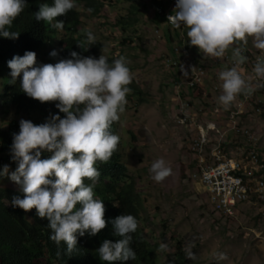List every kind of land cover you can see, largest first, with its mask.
<instances>
[{
    "label": "clouds",
    "instance_id": "obj_1",
    "mask_svg": "<svg viewBox=\"0 0 264 264\" xmlns=\"http://www.w3.org/2000/svg\"><path fill=\"white\" fill-rule=\"evenodd\" d=\"M156 1L154 18L162 13L168 26H183L187 44L196 46L204 54L221 57L234 42L246 43V38L252 37V46L261 50L252 71L256 77L264 78V0H167L165 4ZM26 3L27 0H0V37L19 36L20 32L11 30L12 23ZM50 3H39L34 18L60 29L63 21L54 18L72 9L76 0H51ZM87 11L90 15L91 9ZM80 23L76 36L73 35L76 38L84 35L83 49L86 50L95 37L83 26L78 27ZM55 36L59 34L56 32ZM244 43L232 47V66L217 73L222 89L217 100L225 109L237 94H251L254 90L238 70L247 60ZM77 45L82 48L80 43ZM49 55L56 56V50H51ZM7 66L9 84L15 83L19 75L24 94L40 102L55 101V108L64 113L63 117L50 114L41 123L23 118L18 121V131L11 134L10 145V158L16 166L11 171L7 164L0 167V177L7 175L23 193L22 197L13 196L10 203L25 211L34 207L37 216L47 219L49 239L57 246L63 242L66 254L74 251L81 255L84 250L77 237L85 232L95 235L106 225L103 200L93 191L100 176L96 165L110 159L120 139L110 128L124 111L126 94L131 91L128 85L132 76L127 59L121 55L109 61L102 54L85 56L73 50L68 57L54 63L38 64L35 52L25 50L23 55H13ZM42 151L50 155L42 158ZM149 173L159 182L170 173V168L162 158H157L151 162ZM110 223L113 235L118 238L104 239L96 247L98 259L108 264H143L135 260L136 254L130 247L131 233L137 227L135 217L120 213ZM141 235L149 243H155L151 235L143 231ZM155 244L162 260L173 255L177 245L172 254L166 253L163 258L161 249L166 250V246L161 244L159 251ZM57 261L56 264L62 263Z\"/></svg>",
    "mask_w": 264,
    "mask_h": 264
},
{
    "label": "rangeland",
    "instance_id": "obj_2",
    "mask_svg": "<svg viewBox=\"0 0 264 264\" xmlns=\"http://www.w3.org/2000/svg\"><path fill=\"white\" fill-rule=\"evenodd\" d=\"M99 1L104 7L94 17L80 3L82 21L78 27L94 34L95 41L102 45L100 54L126 57L132 76L128 87L133 84L141 89L140 94H132L129 87L131 91L126 94L127 103L116 126L121 140L120 160L127 174L136 178L142 196L143 233L151 235L159 251L161 244L166 246V250L161 249L163 258L166 253L172 254L175 243L180 241L191 264H264V202L252 197L234 216L220 214L213 210L202 184L193 177L200 156L191 147L199 127H206L207 121L216 122L224 133V155L240 157L248 145L245 135L229 129L228 115L239 104L237 97L227 109L217 100L222 91L217 73L228 65L217 62V57L188 49L183 26L172 27V41H168L154 22L156 0H136L139 21L125 31L115 20L130 14V1ZM82 35L78 37L83 41ZM57 42L58 36H54L48 45L55 47ZM244 45L259 50L252 46V37H247ZM233 46L226 50L231 52ZM176 49L187 52L182 55L186 62L197 60L204 64L206 88L191 89L180 82V70L166 61L173 57L169 52L174 54ZM258 95L264 102V91ZM250 110L239 115L237 123L259 137L260 159L264 161V111L256 114ZM2 112L0 105V115ZM210 137L203 157L211 163L217 135L210 131ZM157 158L170 168L159 182L149 173L151 162Z\"/></svg>",
    "mask_w": 264,
    "mask_h": 264
},
{
    "label": "trees",
    "instance_id": "obj_3",
    "mask_svg": "<svg viewBox=\"0 0 264 264\" xmlns=\"http://www.w3.org/2000/svg\"><path fill=\"white\" fill-rule=\"evenodd\" d=\"M50 1L27 0L25 7L12 23L11 30L20 32L19 36L15 39L0 37V105L3 111L0 115V167L7 164L9 171L14 170L16 166L10 158V145L11 134L18 131V121L23 118L31 120L33 123H41L50 114L58 113L63 117L64 113L55 108V101L40 102L24 94L19 86V75L15 83L9 84L10 69L7 66V61L13 55H23L25 50L34 51L35 61L39 64L54 63L58 59L68 57L69 52L73 50L78 53L84 50L83 55L96 57L100 55L99 50L102 48L100 43L94 41L92 45L88 46L89 49L85 50L83 47L86 41L73 35L77 25L81 22V11L77 4L83 3L87 10L91 9L90 15L95 16L102 11L103 5L99 0H76V5L72 9L54 18L63 21V27L60 29L51 27L49 22L37 21L34 18L33 13L37 10L38 4L44 2L51 4ZM125 1H130V14L121 15L115 20V24L121 25L124 31V28L133 26L139 21L136 15L138 7L136 0ZM166 2L167 0H161L162 4ZM156 18L154 22L171 42L170 29L172 27L165 23L162 13L157 14ZM56 32L59 34L58 42L55 47H51L48 43L52 42ZM77 43H80L82 48ZM240 43L243 42L236 41L233 45L236 46ZM188 48L197 49L196 46ZM53 49L57 52L56 56L49 55ZM245 50L247 57L250 58V50L247 47ZM169 53L174 58L176 57L172 51ZM107 58L109 61L114 59L110 56ZM179 78H181L180 72ZM129 87L133 89L132 94L141 93V89L137 86L131 84ZM116 124L114 121L110 130L117 134ZM120 143L119 139L116 150L107 162H97L96 166L100 176L96 180L93 191L96 197L103 200L105 209L103 215L106 225L95 235H88L85 232V235L77 237V242L84 250L81 255L74 251L71 254H66L63 242L57 246L49 239L50 229L47 228V219L37 216L34 207L27 211L13 207L10 203L12 197L16 195L22 197L23 193L7 175L0 177V264H56L57 260L62 262L61 264H108V262L98 259L95 249L104 239L115 240L118 238L113 235L110 220L120 213H131L137 221V227L131 233L130 241V247L136 254L135 260L143 264H191L180 241L177 242L173 255L162 260L156 251L157 245L149 243L142 237L140 228L142 196L139 193L136 178L127 174V167L120 160L118 153ZM49 155L50 153L46 151L41 153L42 158ZM85 182L88 181L85 180ZM114 264H121V262H114Z\"/></svg>",
    "mask_w": 264,
    "mask_h": 264
},
{
    "label": "built area",
    "instance_id": "obj_4",
    "mask_svg": "<svg viewBox=\"0 0 264 264\" xmlns=\"http://www.w3.org/2000/svg\"><path fill=\"white\" fill-rule=\"evenodd\" d=\"M188 48V47H187ZM189 49V48H188ZM177 50V49H176ZM187 52L175 51L173 57H167L170 66H176L181 72L180 82L191 89L201 90L206 85L207 70L203 63L197 60L186 62L182 55ZM247 51L244 55L247 56ZM251 57L238 66L241 75L253 86L251 94L239 93V104L228 115L229 129L246 136L248 145L240 157L228 156L222 153L224 133L214 121H207L206 127H199V134L193 140L192 150L199 154L198 168L193 174L202 184L208 203L214 211L223 215H235L243 203L255 197L264 202V161L260 159L259 137L247 128H242L237 123V117L248 111L253 113L264 111V102L258 98V93L264 91V78H258L252 71L255 58L260 51H250ZM178 54V55H177ZM178 58H181L178 60ZM217 62L225 63L228 67L233 64L231 52L225 51L224 55L216 58ZM230 65V66H229ZM185 82V83H184ZM210 131L217 135V144L212 148L213 162L204 159V149L208 146L211 137ZM264 215V211H263Z\"/></svg>",
    "mask_w": 264,
    "mask_h": 264
}]
</instances>
